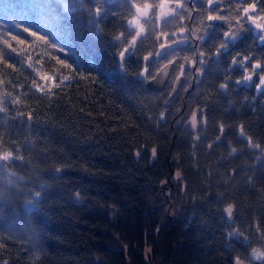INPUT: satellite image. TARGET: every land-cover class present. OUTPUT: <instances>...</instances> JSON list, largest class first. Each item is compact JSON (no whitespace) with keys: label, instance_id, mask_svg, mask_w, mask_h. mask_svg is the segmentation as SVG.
Segmentation results:
<instances>
[{"label":"trees","instance_id":"16d2710c","mask_svg":"<svg viewBox=\"0 0 264 264\" xmlns=\"http://www.w3.org/2000/svg\"><path fill=\"white\" fill-rule=\"evenodd\" d=\"M73 4L0 0V33L25 41L8 37L19 52L9 60L16 71L0 62V154L21 158L0 162V264H232L248 260L252 247L264 250V90L256 88L264 71L235 87L251 72L247 64L236 66L227 95L216 91L234 56L264 64L257 32H242L218 64L209 60L201 80L186 72L187 90L178 87L173 99V84L154 91L132 75L138 57L128 60L125 78L113 56L108 40L123 31L121 16L131 18L122 0L101 25L103 41L85 14L64 10ZM234 7L223 3L222 13ZM168 19L165 30L177 31L179 20ZM157 48L145 41L139 56ZM176 55L193 58L190 51ZM29 58L60 87L36 92L33 79L44 82L28 68ZM198 108L206 123L197 114L192 129ZM221 123L225 135L216 143ZM241 125L259 149L238 140ZM229 145L238 152L230 155ZM228 205L234 207L230 219Z\"/></svg>","mask_w":264,"mask_h":264},{"label":"snow or ice","instance_id":"6c2138e0","mask_svg":"<svg viewBox=\"0 0 264 264\" xmlns=\"http://www.w3.org/2000/svg\"><path fill=\"white\" fill-rule=\"evenodd\" d=\"M117 2L118 0H74L73 7H66L64 10L69 13L85 14L88 19V27L95 36L103 41L106 37L104 27L101 25L105 23L109 15H116L111 12V6ZM122 2L130 9L131 18L124 19L123 16L120 17L123 21V31L111 35L108 43L125 78L128 75L126 68L128 60L132 57H138L136 63L139 66V70L132 73V75L137 77L140 83L149 80L166 84V86H172L175 83L179 85L180 90L186 91L187 89L184 88V85L188 83L185 75L186 72L192 73L197 80H201L208 61L210 60L212 63L218 64L222 58L226 59L231 55L233 49L237 46V42L242 39V32L249 30L257 32L256 38L261 44H264V7L258 10V5H264V0H252L251 3H248V0H160L159 3H156L155 0H140V2H137V0H122ZM223 3L235 4V7L229 9L224 14L221 9ZM245 4L247 6H244ZM197 5L203 7L206 15H201L200 7H197ZM193 13L196 14L195 17ZM169 17L179 20L180 23L177 31L168 32L165 30L169 27ZM185 19L190 23H185ZM197 21L198 26L194 28L192 25L197 24ZM145 24L149 25L147 29L145 28ZM22 30L30 33L32 36L38 35L27 27H24ZM8 37H10L11 41H16L20 45H23L25 41L19 39L16 35H12L11 32L6 34L0 33V62H3L6 68L16 71V64L9 63V60H15L19 52ZM39 39L44 40L45 37L40 36ZM148 40L152 41L153 46L158 44V48L155 52L148 51L146 55L140 57L139 53L144 48L145 41ZM205 48L207 49V55L204 50ZM213 48H215V51H212ZM186 51L192 52L193 58H182L176 55L179 52ZM170 53L173 56L171 59H168ZM13 54H16V56ZM161 58L167 59V63L161 64ZM181 59L184 60L183 63L180 62ZM253 59L254 57L252 56H243L239 59L234 56L228 71L223 74V82L218 85L216 91L221 95H227L229 85L233 83L229 74L236 66L247 64L251 67V72L246 73L242 79L236 80L234 82L235 87L246 86L248 82L252 81L254 74L258 75L259 72L264 71V64L260 60H256L255 63H249ZM59 64L65 68H71V65L65 64L63 60H59ZM27 66L30 69H34L36 75L44 82L39 83L33 79L31 87L36 92L51 93L54 87H60V84L56 82L58 78L55 75H48L46 73L40 75V69L34 68L31 58H29ZM177 71L179 74L175 75V81H173L172 76ZM181 77H185V79L181 80ZM68 78L66 76L63 77V79ZM4 83L5 81L0 79V85ZM256 88L264 90V76L259 77V83L256 84ZM173 93H176L173 99H178L179 90L177 87L172 86L171 92L168 95L172 96ZM5 95L9 94L5 93ZM2 99L3 97H0V100ZM14 102L18 103L19 99L17 98ZM3 110V107H0V112ZM197 114L201 117L199 123H206V120L203 118L204 110L198 108L193 111L191 116L190 127L192 129L197 128ZM164 117L165 113L161 112L160 119L163 120ZM29 119H31V115H29ZM217 130L220 135L216 137V143H221L225 135L224 125L222 123L219 124ZM199 139L200 137L197 135L196 140ZM238 140H243L250 150L260 148V145L255 144L251 137H245L243 125L240 126ZM212 146L211 144L208 145L209 148H212ZM237 152L236 148L230 147V155ZM155 154L156 149L153 148L152 155L154 156ZM18 159L21 158L14 157L11 151H5L0 154V162ZM4 166L5 164L0 163V167ZM34 195L37 198L40 197L39 192ZM224 211L230 219L233 215V206L228 205ZM229 235L239 239V234L235 231L230 232ZM243 242L246 243L247 241ZM262 258H264V252L258 253L253 250L251 256L253 261ZM237 264H240L239 259L237 260Z\"/></svg>","mask_w":264,"mask_h":264},{"label":"water","instance_id":"95a60500","mask_svg":"<svg viewBox=\"0 0 264 264\" xmlns=\"http://www.w3.org/2000/svg\"><path fill=\"white\" fill-rule=\"evenodd\" d=\"M181 80H183L182 77H181ZM145 85H146V87H147L148 89H150V90H154V91H161V90H163V89L165 88V86H166V84H160V83H157L156 81H151V80L146 81V82H145ZM173 86H174V87H177V89H178V87H179V85H178V84H175V83H173ZM175 94H176V93H173L172 96H174ZM232 206H233V205H232ZM233 208H234V207H233ZM224 213L226 214L225 211H224ZM253 250H255V251L258 252V253L264 252L262 248H255V249H253ZM253 250H251V251L249 252V260H248V261H245V260H243V259L237 258V259H233V260H232V264H237V260H238V259H239L240 264H251V262H253V263H260L262 260H264V258H262V259H260V260L253 261V260L251 259V256H252V253H253Z\"/></svg>","mask_w":264,"mask_h":264},{"label":"rangeland","instance_id":"374dc122","mask_svg":"<svg viewBox=\"0 0 264 264\" xmlns=\"http://www.w3.org/2000/svg\"><path fill=\"white\" fill-rule=\"evenodd\" d=\"M182 78H183V77H182ZM190 122H191V120H190ZM190 122H189V123H190ZM257 247H258V245H257V246H255V247H252V250H253L254 248H257Z\"/></svg>","mask_w":264,"mask_h":264},{"label":"bare ground","instance_id":"6f19581e","mask_svg":"<svg viewBox=\"0 0 264 264\" xmlns=\"http://www.w3.org/2000/svg\"><path fill=\"white\" fill-rule=\"evenodd\" d=\"M165 63H167V62H165ZM165 63H164V64H165Z\"/></svg>","mask_w":264,"mask_h":264}]
</instances>
